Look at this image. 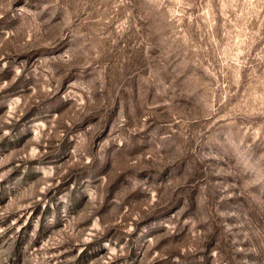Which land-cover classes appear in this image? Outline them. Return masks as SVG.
Masks as SVG:
<instances>
[{"label":"rangeland","instance_id":"1","mask_svg":"<svg viewBox=\"0 0 264 264\" xmlns=\"http://www.w3.org/2000/svg\"><path fill=\"white\" fill-rule=\"evenodd\" d=\"M0 264H264V0H0Z\"/></svg>","mask_w":264,"mask_h":264},{"label":"clouds","instance_id":"2","mask_svg":"<svg viewBox=\"0 0 264 264\" xmlns=\"http://www.w3.org/2000/svg\"><path fill=\"white\" fill-rule=\"evenodd\" d=\"M153 195H155V194H153Z\"/></svg>","mask_w":264,"mask_h":264}]
</instances>
